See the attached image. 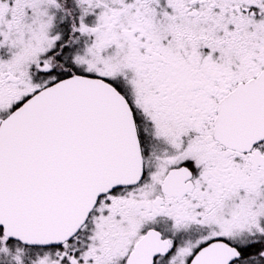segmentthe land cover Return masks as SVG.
I'll return each mask as SVG.
<instances>
[{"label":"snow or ice","instance_id":"1","mask_svg":"<svg viewBox=\"0 0 264 264\" xmlns=\"http://www.w3.org/2000/svg\"><path fill=\"white\" fill-rule=\"evenodd\" d=\"M0 264H264V0H0Z\"/></svg>","mask_w":264,"mask_h":264}]
</instances>
